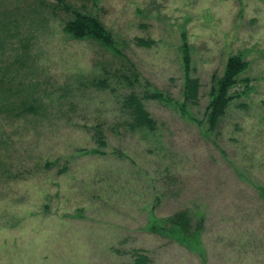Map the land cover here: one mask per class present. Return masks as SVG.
<instances>
[{"label":"rangeland","instance_id":"rangeland-1","mask_svg":"<svg viewBox=\"0 0 264 264\" xmlns=\"http://www.w3.org/2000/svg\"><path fill=\"white\" fill-rule=\"evenodd\" d=\"M71 11L96 17L114 49L69 38ZM182 34L197 104L184 116L144 100L155 125L130 131L127 94L182 101ZM236 54L250 88L208 132L211 79ZM95 127L101 155L83 153ZM263 191L264 0H0V264H134V251L264 264ZM178 212L200 232L169 228Z\"/></svg>","mask_w":264,"mask_h":264},{"label":"trees","instance_id":"trees-1","mask_svg":"<svg viewBox=\"0 0 264 264\" xmlns=\"http://www.w3.org/2000/svg\"><path fill=\"white\" fill-rule=\"evenodd\" d=\"M71 15L72 19L67 21L62 29L69 38L73 40H91L99 43L106 49H114L111 34L103 27L96 17L86 14L85 12L73 13V11H71ZM184 41V34H182V44L180 47V61L183 73L182 101L180 103H175L169 96L157 90H152L151 92L145 91L140 96L132 92L127 94L122 98L120 104L122 114L127 118V126L130 131L151 130L155 125L154 120L144 108V100H156L168 105L174 103L173 105L177 106L181 115L185 114L188 105L194 106L197 104L200 84L198 79L190 78V51L188 45L185 44ZM134 42L137 46L144 48H149L153 45V41L149 39H137L134 40ZM246 68L247 62L244 61L239 54L231 55L225 62L222 75L219 78L212 77V84L209 91L210 99L205 108V121L208 132L217 129L228 104L250 88L248 79L239 78V75L245 71ZM235 86H242L243 88L241 91L231 92ZM239 107L244 106L240 105ZM24 111L33 113L32 107ZM93 140L97 147L90 151H84L83 153L101 155L103 153L101 148H104L106 144L103 132L99 127L94 128ZM164 223L168 225L169 228H176V233L186 240L191 238L195 233L200 232L202 226V221L200 220L195 229L191 231V219L186 212H178L164 221ZM150 228L151 230L154 229L152 225H150ZM133 256H135L134 264H149V258L144 252L134 251Z\"/></svg>","mask_w":264,"mask_h":264}]
</instances>
